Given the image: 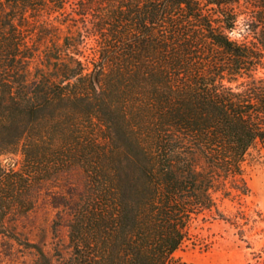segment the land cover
<instances>
[{"label":"trees","instance_id":"obj_1","mask_svg":"<svg viewBox=\"0 0 264 264\" xmlns=\"http://www.w3.org/2000/svg\"><path fill=\"white\" fill-rule=\"evenodd\" d=\"M254 36L229 43L236 15ZM264 0H0V248L35 264H194L177 257L264 157ZM245 84L234 94L223 82ZM57 210L68 252L26 223ZM241 229V236H244ZM4 257L0 251V264Z\"/></svg>","mask_w":264,"mask_h":264},{"label":"rangeland","instance_id":"obj_2","mask_svg":"<svg viewBox=\"0 0 264 264\" xmlns=\"http://www.w3.org/2000/svg\"><path fill=\"white\" fill-rule=\"evenodd\" d=\"M16 168L21 156H17ZM247 177L251 192L239 200L219 199L220 209L242 228L220 219L206 216L194 230L195 236L177 253V257L194 264H264V157L255 153L247 165ZM53 199L43 201L40 207L22 225L24 235L31 242L48 237L47 249L52 253L59 243L68 252L66 229L53 234L57 210ZM244 229V236H241ZM28 242H9L0 248L3 264H35L37 254Z\"/></svg>","mask_w":264,"mask_h":264},{"label":"clouds","instance_id":"obj_3","mask_svg":"<svg viewBox=\"0 0 264 264\" xmlns=\"http://www.w3.org/2000/svg\"><path fill=\"white\" fill-rule=\"evenodd\" d=\"M254 19L247 14L236 15L232 21L231 28H225L223 30L224 37L229 43L235 44L236 46L245 45L254 36L253 30ZM255 79H264V67L257 65L256 71L253 73ZM226 89H230L234 94H243L246 91V85L239 81H228L223 82ZM16 157H12L11 154L0 155V162L5 166L7 170L8 167H15L17 163Z\"/></svg>","mask_w":264,"mask_h":264}]
</instances>
